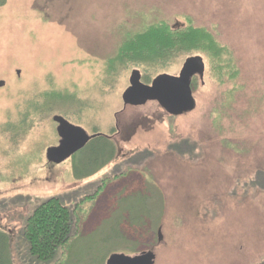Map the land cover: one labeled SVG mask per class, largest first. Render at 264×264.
I'll use <instances>...</instances> for the list:
<instances>
[{
	"label": "rangeland",
	"instance_id": "obj_1",
	"mask_svg": "<svg viewBox=\"0 0 264 264\" xmlns=\"http://www.w3.org/2000/svg\"><path fill=\"white\" fill-rule=\"evenodd\" d=\"M160 20L207 27L238 69L219 83L204 56V79L191 82L196 105L181 115L153 100L122 104L131 70L147 83L155 71L107 70L122 33ZM185 57L166 71L178 73ZM1 80L0 232L10 237L1 264H109L148 248L153 264L264 260V0H0ZM54 114L111 136L47 162ZM88 163L99 169L76 178ZM104 181L96 203L87 196ZM52 195L73 226L82 221L60 263L61 247L41 260L23 235Z\"/></svg>",
	"mask_w": 264,
	"mask_h": 264
},
{
	"label": "trees",
	"instance_id": "obj_2",
	"mask_svg": "<svg viewBox=\"0 0 264 264\" xmlns=\"http://www.w3.org/2000/svg\"><path fill=\"white\" fill-rule=\"evenodd\" d=\"M121 35L117 39L115 51L106 58L109 72H112V66L115 67L116 65L123 67L140 65L146 71L149 69L155 73H162V71L167 72L169 61L173 57L199 54L207 58L219 83H225L227 80L230 81L237 77L238 69L234 65L232 54L228 51L227 46L220 42L207 27L184 22L175 23L171 26L168 22L160 20L142 24L137 30L130 29ZM142 77L144 80L149 79L146 76ZM56 95L55 91H45L41 94L42 97H56ZM110 136L100 134L95 138L104 140ZM111 156L113 157V155ZM84 166L85 164L82 162L81 168ZM88 166L86 171H79L78 168H75V177L86 178L99 169V165L94 166L88 163ZM104 182L101 184L100 190L98 189L87 197L93 200L94 196H97L106 187V181ZM31 212L26 217L23 228V235H25L30 254L41 260L53 259L55 249L61 247L62 256L57 259V263H60L71 246L72 240L79 235L82 221H77L76 218L73 226L70 210L54 195L46 198ZM9 241L10 237L0 232V246L4 248L6 253ZM147 252L154 254L153 264L156 256L153 248L134 254ZM7 258L3 264H11L10 259ZM2 261L0 260V264ZM255 264H264V260L262 259L261 262Z\"/></svg>",
	"mask_w": 264,
	"mask_h": 264
},
{
	"label": "water",
	"instance_id": "obj_3",
	"mask_svg": "<svg viewBox=\"0 0 264 264\" xmlns=\"http://www.w3.org/2000/svg\"><path fill=\"white\" fill-rule=\"evenodd\" d=\"M176 74L165 71L155 74L149 83L141 78L140 69L133 68L128 76L129 84L122 91V104L125 106H140L148 101H156L169 115H181L194 109L196 101L193 97L191 82L194 76L203 80L205 72L204 59L201 55L185 57ZM18 73V70H17ZM4 81H0V87ZM55 130L58 135V144L45 150L47 162L61 163L70 158L79 149L101 133L89 134L80 126L71 124L62 115L54 114ZM109 264H152L154 254L147 252L135 256H115Z\"/></svg>",
	"mask_w": 264,
	"mask_h": 264
},
{
	"label": "crops",
	"instance_id": "obj_4",
	"mask_svg": "<svg viewBox=\"0 0 264 264\" xmlns=\"http://www.w3.org/2000/svg\"><path fill=\"white\" fill-rule=\"evenodd\" d=\"M103 194V191H100L99 193H98V195L96 196V203H98V201L99 200H101V198H102V195Z\"/></svg>",
	"mask_w": 264,
	"mask_h": 264
}]
</instances>
